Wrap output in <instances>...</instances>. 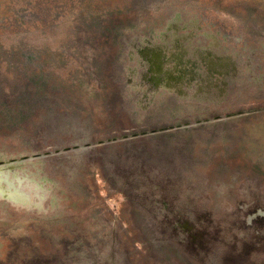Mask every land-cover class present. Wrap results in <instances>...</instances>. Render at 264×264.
I'll return each mask as SVG.
<instances>
[{
    "label": "rangeland",
    "instance_id": "obj_1",
    "mask_svg": "<svg viewBox=\"0 0 264 264\" xmlns=\"http://www.w3.org/2000/svg\"><path fill=\"white\" fill-rule=\"evenodd\" d=\"M172 2L233 19L228 68L154 80L130 36ZM125 80L138 110L113 106ZM263 81L264 0H0V172L50 177L46 212L0 211V264H264Z\"/></svg>",
    "mask_w": 264,
    "mask_h": 264
},
{
    "label": "bare ground",
    "instance_id": "obj_2",
    "mask_svg": "<svg viewBox=\"0 0 264 264\" xmlns=\"http://www.w3.org/2000/svg\"><path fill=\"white\" fill-rule=\"evenodd\" d=\"M142 18H143V24H144L142 31H141L142 36H140L139 38H136V37H134V35H131L130 38H133L132 43L135 42L136 40H140V41H142L143 44H145V41H147V40H154V42L152 44V45H154L153 48H151V49L149 48L152 45L148 46L145 50L143 49L142 54L144 56L146 55L147 59L149 60V66L151 67V69L152 68L154 69L153 73H151V74H152L154 80H156V81H158L162 75L167 76L170 79V81H172L171 78L175 77V79H176L180 75H181V77L183 75L184 76L195 75V70L198 68V66L201 65V61H200L201 58L207 59L208 64L211 67H213L215 69L219 68L220 70L228 68V63H231V61L234 60L232 51L225 49V48L230 47L229 44L225 43L223 41L225 38H228L230 35L231 30L228 29L226 24L230 23L233 20L231 17H225V16H222L215 11H210V10H208V12L206 13L204 11V9L199 8V7L186 6V5H182L178 2H172V3H168V5L164 8V10L161 13H156V14H154L153 17H149V14H148V16H143ZM136 46L137 45H130L129 51L127 53V57L124 61L125 65H126V66H124V70L126 72V75H128L129 78L135 77V74L138 72V66H137L136 61H137V59H139V57L136 54V49H135ZM162 49H164V51ZM207 50H208V55H207ZM171 52L175 53V56H176L175 57L176 62L174 61V64L176 63V70L170 64L169 65L168 64L163 65L161 63L166 56L165 54L167 53L170 56ZM23 57H25V56H23ZM219 64L221 66H218ZM223 65H224V67H223ZM30 67H31V65H30ZM113 69H114V67L113 68L109 67V69H108V73H109L108 77H109V80H111V82H114V78H112V75H111V72L113 71ZM162 69H164V70L168 69L167 73L164 74V73L160 72V70H162ZM29 72H31V71L29 70ZM213 73L215 74V71ZM222 73H224V72H222ZM223 80H224V78H223ZM165 82H166V80H165ZM190 82H191V80H190ZM198 87H199V89L204 88L203 85L201 87L200 86H198ZM118 89H120L121 91H118ZM222 89H223V87H222ZM222 89H220V90H222ZM170 91H172V90H170ZM114 92H115V94H114V97L112 99L113 106H117L118 110H121L122 105L126 106V104H128L129 107H131L134 110H138L140 108V106L142 105L138 89L135 88L134 85L127 83V80H125L124 82H122L119 85L114 83ZM121 92H122V95H119V94H121ZM167 92H168V90H167ZM206 92H204V91L198 92L197 88H196V89H192L191 91H189V93H187L185 95V97L188 100H206V101H209L210 100L209 98L211 96H209L208 93H206ZM218 93H220V92H218ZM172 95H174L177 99L179 97V95L177 96L174 93ZM190 103H194V102H190ZM34 114H35V116H32L31 119H33V120L36 118L38 119V115H36V113H34ZM2 117H3V115L1 116V119H2ZM22 122L24 123V126L26 129L29 130L32 127V125L29 121L26 122L25 120H22ZM9 136L13 137V135H11V132L6 128V126H4V123L0 122V146H2V145L5 146L4 144L6 141H8ZM9 140H11V139H9ZM219 145H220V143L219 144L216 143L214 146L218 147ZM23 164H21V166ZM30 164L31 165H28L27 168H21L17 172L26 173L25 179H28L30 181L35 182V186L38 188L37 195H47L46 190H47L48 185L50 183V181H49L50 177L47 175L43 176L42 174L39 173V170L33 168V166H37V167L43 166V164H46L45 160L44 161L42 160L41 162H39V160H33L32 162H30ZM213 167H215V166H213V163H212V166L210 167V169H212ZM2 172L9 174L8 173L9 170L8 171L5 170ZM17 172H15V173H17ZM242 174H244V173H242ZM30 176H33V177L31 178ZM224 177L226 178L227 176H225V175L223 176L222 172H219L217 170L211 179H215V178L223 179ZM213 181H211V182H213ZM226 182H228V181H226ZM219 184H220V182H219ZM222 189H223V187H222ZM64 196L67 197V195H65V194H64ZM228 198H229V196H228ZM64 199H66V198H64ZM218 200H220V199H218ZM57 202H58V198L53 197L52 198V205L55 206V204ZM45 207H46V204H45ZM15 210H17V209H15ZM0 211L4 212L3 218H5L6 216H9V215H11L13 217L19 216V215H16L15 213H13L11 211V207L3 206L2 208H0ZM17 211H19V210H17ZM22 222H23V224L26 223L25 218H24V220H22ZM122 264H126V262L122 261Z\"/></svg>",
    "mask_w": 264,
    "mask_h": 264
},
{
    "label": "clouds",
    "instance_id": "obj_3",
    "mask_svg": "<svg viewBox=\"0 0 264 264\" xmlns=\"http://www.w3.org/2000/svg\"><path fill=\"white\" fill-rule=\"evenodd\" d=\"M26 173L7 174L0 172V208L11 207L23 211L46 212L48 195H37L34 181L25 179Z\"/></svg>",
    "mask_w": 264,
    "mask_h": 264
}]
</instances>
